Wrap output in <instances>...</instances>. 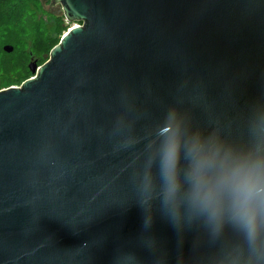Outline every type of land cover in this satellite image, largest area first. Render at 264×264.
<instances>
[{"label": "water", "instance_id": "1", "mask_svg": "<svg viewBox=\"0 0 264 264\" xmlns=\"http://www.w3.org/2000/svg\"><path fill=\"white\" fill-rule=\"evenodd\" d=\"M51 2L81 24L0 90V264H216L234 235L178 234L156 199L145 228L137 184L170 108L245 141L264 111V0Z\"/></svg>", "mask_w": 264, "mask_h": 264}, {"label": "clouds", "instance_id": "2", "mask_svg": "<svg viewBox=\"0 0 264 264\" xmlns=\"http://www.w3.org/2000/svg\"><path fill=\"white\" fill-rule=\"evenodd\" d=\"M155 138L146 145L150 155L137 184L144 227L151 226L156 199L178 234L199 225L213 244L234 235L220 247L216 264H264V111L249 119L243 143L190 128L175 108L165 113ZM134 143L128 140L125 147Z\"/></svg>", "mask_w": 264, "mask_h": 264}, {"label": "rangeland", "instance_id": "3", "mask_svg": "<svg viewBox=\"0 0 264 264\" xmlns=\"http://www.w3.org/2000/svg\"><path fill=\"white\" fill-rule=\"evenodd\" d=\"M16 1V0H10ZM36 17L41 16L42 27L38 33H26L22 27V6L15 4L11 9L5 2H0V90L10 86H20L27 78L32 76L28 64L32 59L41 65L49 58L51 48L56 45L67 29L81 22H69L65 19L60 4H54L51 0H37L35 4ZM9 24L17 28L18 34L23 35L22 42H9L10 35L3 33V26ZM35 25V23H34ZM57 27V32L52 34V39L47 40V30ZM9 44L14 47L11 53H6L3 46Z\"/></svg>", "mask_w": 264, "mask_h": 264}, {"label": "trees", "instance_id": "4", "mask_svg": "<svg viewBox=\"0 0 264 264\" xmlns=\"http://www.w3.org/2000/svg\"><path fill=\"white\" fill-rule=\"evenodd\" d=\"M0 2H5L8 5V9H11L12 5L18 4L23 7L25 10V13L23 14V22H22V27L19 28L21 30H24L26 33H38L42 27V22H41V16L39 18L36 17V9H35V4L37 3V0H16V1H10V0H0ZM35 23V25H34ZM57 27L56 25L55 28L52 30H47V40L52 39V34L54 32H57ZM17 28L11 27L9 24H6L3 26V33L4 34H9V42H22L23 41V35L18 34Z\"/></svg>", "mask_w": 264, "mask_h": 264}]
</instances>
